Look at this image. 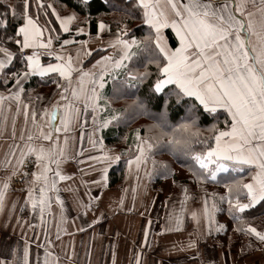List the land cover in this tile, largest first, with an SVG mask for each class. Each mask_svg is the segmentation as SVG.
I'll use <instances>...</instances> for the list:
<instances>
[{
  "label": "snow or ice",
  "instance_id": "1",
  "mask_svg": "<svg viewBox=\"0 0 264 264\" xmlns=\"http://www.w3.org/2000/svg\"><path fill=\"white\" fill-rule=\"evenodd\" d=\"M101 5L105 11L93 14L92 0H76L73 10L61 16L44 0H0V88L4 89L0 92V139L10 141L0 158V169L6 173L0 178V212L12 179L19 177L26 193L20 211L27 208L39 217L38 224L16 217L14 229L27 228L32 238L25 232L22 248L8 246L0 251V264H64V260L70 264L73 254L62 257L55 251L54 242L64 233L61 225L67 220L60 182L75 177L65 173L62 165L70 160L78 165L91 161L87 170L78 169L81 176L99 170L98 179L81 178L87 200L74 195L80 214L93 213L87 224L93 227L104 214L95 215L100 195H92L91 189L95 186L103 191L109 167L118 164L130 149H134V155L126 164L129 172L134 170L138 182L142 181L141 171L148 179L157 171L175 175L166 162H159L157 168L155 152L161 144H166L172 155L189 162L183 166L188 168L192 182L201 187L208 183L222 185L225 192L209 194L205 189L201 208L188 209L191 197L185 185L178 208L173 204L167 209L165 202L166 223L158 235L182 231L185 218H190L195 229L186 243L181 242L180 250H195L187 259L191 264H203L199 244L225 230L215 217L226 211L237 224L235 231L264 244V231L246 223L248 212L259 207L264 213V0H122L119 4L101 0ZM116 11L122 12L123 18L106 22L103 17ZM41 13L55 19H45L41 25ZM132 19L146 26L142 37L131 33L128 21ZM105 35L110 38L105 40ZM85 36L88 39L82 38ZM90 41L99 44L93 49L88 47ZM94 52L98 58L89 60ZM42 55L55 62L42 63ZM153 67L155 72L151 71ZM33 76L55 84L48 104L40 108L37 102L42 103L45 97H32V89L24 87ZM146 81L148 91L144 96L129 91L139 90ZM129 96L130 104L123 109L114 107L115 101ZM152 100L158 101L156 114L149 110ZM173 104L183 113L175 125L168 119ZM140 115L154 120L143 130L144 135L136 129L134 144L123 152L105 148L99 135L104 129ZM221 115L225 116L223 128L217 126ZM205 117L213 121L207 128L211 135L201 139L198 125ZM77 128L78 137L74 131ZM151 129L158 130V135L149 136ZM85 137L99 155L86 154ZM97 164L102 167L97 169ZM139 187L136 183L122 190L116 211L124 210L129 191L133 205L127 211L135 210ZM64 190L79 192L72 185ZM53 204L58 206L60 216L54 237L47 219ZM16 206L14 201L5 227ZM151 224L149 218L140 248L151 247ZM33 243L37 246L34 258ZM141 254L135 253V264H141ZM114 259L113 253V264Z\"/></svg>",
  "mask_w": 264,
  "mask_h": 264
},
{
  "label": "crops",
  "instance_id": "2",
  "mask_svg": "<svg viewBox=\"0 0 264 264\" xmlns=\"http://www.w3.org/2000/svg\"><path fill=\"white\" fill-rule=\"evenodd\" d=\"M13 2H15V0H13ZM69 13L70 12L64 15ZM60 15L64 16L62 14ZM57 25L58 24H53L52 26L58 28ZM167 31L171 32V30ZM45 35H47V33H45ZM109 38L108 35L104 36L105 40ZM83 39H88V37L85 36ZM98 44L99 41H90L88 47L94 49ZM70 47L75 48L76 46L72 45ZM109 52H111V49H109ZM73 54L75 53L73 52ZM44 58L49 57L46 55L41 56V62L46 64V62L43 61ZM51 62L55 61L52 60ZM29 80L25 82L24 87ZM54 90L55 84L52 82L46 86L32 89V97H35L37 94L45 97L42 103L37 102L38 108L48 104V98L53 95ZM2 91H4V89L0 88V92ZM28 96L29 93L25 92V99H27ZM17 127L19 128V123ZM112 129H114V126L104 129L99 134L103 138L106 149L120 153L125 149H129V146L134 144L130 137L128 140L125 139V144L123 145L117 143L108 145L105 135H108L109 131ZM74 131L78 137L79 129L77 128ZM113 131L115 132L116 130L114 129ZM9 143L10 141L7 139H0V158L3 157L4 151L7 149ZM84 147L87 149L86 154L99 155L98 150H93L87 143L86 137L84 140ZM123 156L124 155H122V157ZM91 163V161H85L83 165H78L75 160H70L62 165V169L65 173L69 175L75 174V177L74 180L60 182V194L65 201V215L67 220L61 225L65 230L61 238L54 241L56 245L55 251L62 257L65 253H72L70 264H113V253L115 254L114 264H135V253L137 251L142 253L141 264H157V262H159V264H191V261H189L187 257L192 255L195 250H180L181 242L186 243L188 234L195 229V225L190 218H185L182 231L165 232L162 235H158L161 225L166 223V210L171 209L173 204H175L177 208L179 207V201L182 199L181 192L184 185H181V183L176 185L173 183L172 179H162L159 183L154 182L152 178L148 179L143 177V171H141L142 181L138 182L135 179L134 170L129 172L127 166L122 183L115 187H110L109 174L116 164L112 165L108 169L107 185L103 188V191L101 192L100 189L95 186L91 189L92 195H100L98 206L94 209L95 215L99 216L100 213L103 212L104 218L93 227H87V224L94 218L93 213L89 212L87 216L80 214L75 206L74 195H79L81 198L87 200V196L84 195L85 186H82L80 183L81 178L84 180H95L100 177L99 170L81 176L78 169L84 168L87 170V166ZM100 167L102 166L99 164L96 165L97 169ZM149 167H151L150 162ZM5 174V170L0 169V178H3ZM186 177L187 180L190 179V174H186ZM245 177V179H247V176ZM136 183H140V187L138 188L134 201L135 210L132 212L127 211V208L133 205L132 193L129 191L126 195L124 210L116 211V204L123 194L122 190L125 188L130 189L131 185ZM69 185L78 188V194L64 190ZM24 187L25 184L19 177H14L10 183L9 190L6 194L5 207L3 211L0 212V251H6L8 246H19L22 248V237L25 232L29 238H32L31 230L27 228L22 230L19 226H16L14 229L13 226L16 225L17 216L34 224L39 223L38 214H32L27 208L23 212L20 211L19 205L24 203V197L26 195L23 191ZM206 190L210 194V190L208 188H206ZM188 192L191 199L187 202V208L199 210L205 191L199 192V190H191V188L188 187ZM14 201L17 202V206L12 212L10 223L5 227V222L9 219V212ZM165 202H167V209ZM142 212L144 215H141ZM34 215L35 219L33 218ZM149 218H151L152 221L149 236L151 247L140 248L144 240L143 229ZM215 218L218 223L226 227L224 231L215 233L212 237L200 242L199 250L202 253L201 260L203 264H264V244L259 243L255 238L245 235L242 232L235 231L237 225L232 222L230 223L227 214L218 212ZM47 219L49 221V227L51 228V235L54 237L55 224L56 221L60 219L57 205H52V213L47 216ZM257 223H259V226L257 224L252 225L258 230L264 231V215L257 218ZM81 228H83V231L80 230ZM37 230L39 231V229ZM40 242H44L43 235L40 237ZM249 243H251V247H248ZM173 244L176 245L175 248H173ZM36 251L37 246L33 243V258ZM64 264H69V261L64 260Z\"/></svg>",
  "mask_w": 264,
  "mask_h": 264
},
{
  "label": "trees",
  "instance_id": "3",
  "mask_svg": "<svg viewBox=\"0 0 264 264\" xmlns=\"http://www.w3.org/2000/svg\"><path fill=\"white\" fill-rule=\"evenodd\" d=\"M116 2L119 4V3H122V0H116ZM44 3L45 4L51 3L54 6V8L58 11L59 14L64 15V14L71 12L73 10V8L75 7V4H76V0H44ZM92 5H93V14H96V12L102 13L105 11L104 7L101 5V0H92ZM48 11H49V13L51 12L50 9ZM77 11H78V9H77ZM32 12L35 13V9H33ZM81 15H83V14H81ZM123 16H124V14L122 12L116 11V12H111L108 15H105L103 18L105 19L106 22H111V21L120 20L123 18ZM45 19L54 20L53 17H51V16L46 17L43 13H41L39 15V20H40L41 25L44 24ZM128 27H129L131 33L138 38L142 37L145 34V32L147 31L146 26H143L139 19L129 20L128 21ZM112 30L115 31V24L114 23L112 25ZM62 35L65 37L67 36V34H62ZM93 35H94V31H93ZM167 35L170 37H173V39H174V35L170 31H167ZM82 38H84V37H82ZM93 58H98V54L93 53V57H90L89 60H91ZM43 61L48 63V62H51L52 59L44 58ZM16 66L19 67V64L17 63ZM86 66H88L87 63H86ZM132 67H138V65L133 64ZM140 70H143V69L141 68ZM151 71L155 72V68L153 67L151 69ZM50 82H51L50 80H42L39 77H32L29 80V82L26 84L25 88L26 89H37L39 87L48 85ZM108 90L110 91V85H109ZM129 91L136 94V95L144 96L148 91V82L146 81L144 85L140 86L139 90L130 89ZM26 93H27V91H26ZM131 100H132L131 96H129L127 99L117 100V101H115L114 106H117L118 107L117 109H123L127 104L131 103ZM157 104H158L157 100H152L151 104L149 105V110L153 114H156L159 112V108L155 107V105H157ZM182 114L183 113L181 112V110L176 108L175 105L173 104V106L171 108H169V110H168L169 123L175 125L176 123L180 122V117ZM224 119H225L224 115H221L219 117V122L217 124V126L219 128L224 127V124H223ZM153 122H154V120L152 117L140 115L139 117H137V118H135V119H133L127 123L120 124L118 127L114 126V129L116 130L115 132L113 131L114 129H112L111 131H109L108 135L104 134L106 136V138H105L106 143L108 145H114L116 143L123 145V144H125V137L127 138V136H129V138H130L133 131H135L136 129H141V135H144L143 130L146 128H149V126L152 125ZM211 123H213V121L207 117L203 118L199 122L198 126L201 130V139L206 138V137L211 135V133L207 130L208 126ZM169 131H170V129H169ZM148 135L149 136L158 135V130L151 129L148 131ZM166 139H167V137H165V140ZM197 150H200L199 146H197ZM132 155H134V150L130 149L128 151V153L121 158L120 162L118 164H116L111 169L110 174H109V186L110 187H115V186L122 183V181L124 180L125 172H126V168H127L126 160L129 159ZM155 159L158 162V165H157L158 170H159V162L163 161V162L167 163V165L175 173V175L174 176L167 175V174H163V173L157 171L152 176V180L154 182L159 183L160 181H162V179H172V180H175L176 185H179L180 181H179L178 173L176 172V170L179 173L190 174L188 168L183 166V164L189 163V162L183 156H180L178 158L177 156L172 155L169 152L166 144H161L158 146V148L156 149V152H155ZM186 184H189V182H186ZM206 185L209 187V189L211 188L210 193L216 192L217 191L216 189L224 188L222 185H216L213 183H208ZM205 189H202L201 192L205 191ZM251 213H257L258 214L259 208L248 212L247 217H248V214H251Z\"/></svg>",
  "mask_w": 264,
  "mask_h": 264
},
{
  "label": "rangeland",
  "instance_id": "4",
  "mask_svg": "<svg viewBox=\"0 0 264 264\" xmlns=\"http://www.w3.org/2000/svg\"><path fill=\"white\" fill-rule=\"evenodd\" d=\"M115 108H118L117 106H114ZM135 131H133V133H134ZM133 133H132V135L130 136L131 137V140H133V142H134V139H133ZM129 139V136H127V138H126V140H128ZM126 155V154H125ZM176 172H177V170H176ZM186 174H188V173H179L178 172V178L180 179L179 181H180V183H181V185H186L187 186V188L188 187H190L191 188V190L193 189V190H199V192H201L202 191V189H205V188H208L209 189V187L207 186V185H204L203 187H201V186H199V185H197L196 183H194V182H192V180L191 179H186L187 177H186ZM189 175V174H188ZM190 181V182H189ZM186 182H189V184H186ZM201 188V189H200ZM211 189V188H210ZM209 189V190H210ZM217 191L216 192H213V193H217V194H224V192H225V189L224 188H219V189H216ZM210 192H211V190H210ZM211 194V193H210ZM192 196H193V194H192ZM221 207H223V208H226V205H221ZM221 213L222 214H227L228 215V213L226 212V211H221ZM259 213H261V210L259 209ZM257 214V213H251V214H248V217H247V219H246V223H250V224H253V225H255V224H257L258 226H259V223H257V218L258 217H260L261 215H264V213H261V214ZM253 214V215H252ZM228 220L230 221V223L232 222V223H235L236 224V222L235 221H233L232 219H231V217L228 215ZM237 225V224H236ZM237 227V226H236Z\"/></svg>",
  "mask_w": 264,
  "mask_h": 264
}]
</instances>
